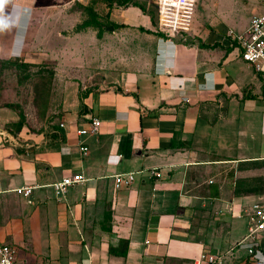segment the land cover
Wrapping results in <instances>:
<instances>
[{
  "label": "crops",
  "instance_id": "0c3cea01",
  "mask_svg": "<svg viewBox=\"0 0 264 264\" xmlns=\"http://www.w3.org/2000/svg\"><path fill=\"white\" fill-rule=\"evenodd\" d=\"M90 1L0 0V58L23 56L37 45L30 55H52V44L45 43L50 39L63 42L57 55L64 54L66 40L76 43L84 34L66 32L84 18ZM107 20L112 37L124 27L155 35L140 5L110 8ZM151 41L152 59L140 51L137 66L125 63L109 82L101 76L81 87L72 79L73 88L87 91H77L69 102L65 98L54 126L41 134L25 125L12 134L7 126L18 121L17 113L0 104V187L36 186L31 197L0 194L1 241L25 240L20 233L26 226L44 227L63 243L57 264H185L204 251L225 253V264H264V240L254 255L247 245L238 246L248 234V211L264 203V121L257 149L239 146L237 161L214 151L217 142V147L227 142L231 119L211 125L200 119L205 105L218 104L211 98L229 97L250 109L260 97L253 84V96L243 97L249 85L243 91L229 70L230 62L244 61L241 48L223 63L204 58L187 63L179 45ZM94 117L101 121L99 131L80 135ZM243 129L238 142L256 143V134L243 135ZM208 132L213 145L203 144ZM54 133L59 137L53 139ZM80 142L88 154H82ZM246 152L250 155L243 157ZM128 172L135 173L133 183L117 188L112 175ZM76 174L88 180L57 196L50 184ZM243 180L250 188L237 186Z\"/></svg>",
  "mask_w": 264,
  "mask_h": 264
},
{
  "label": "rangeland",
  "instance_id": "374dc122",
  "mask_svg": "<svg viewBox=\"0 0 264 264\" xmlns=\"http://www.w3.org/2000/svg\"><path fill=\"white\" fill-rule=\"evenodd\" d=\"M130 1V3L140 5L153 16L154 22H157V0ZM197 2L198 8L192 29L181 35L171 36V41H168L157 36V34H151L149 30L147 32L144 28L138 29L135 27H124L120 31V35L118 30L113 37L106 33L109 30L107 28L103 31L107 37L103 39L96 38L97 34H102L98 31V24L100 23H96L107 16L110 8L117 9L120 8V5L113 4L112 7L108 0L90 1L88 4H90L92 10L96 11V14H101L99 15L101 20L92 10V12L85 11L84 18L77 25L69 26L70 30L66 32L67 35L69 33L74 35L84 32L83 35L79 36V40L82 41L74 40L76 42L74 43L73 40H66L64 54L61 55L60 52L59 56L57 55L59 46L62 47L63 42L59 41V43L58 40L50 39L45 43L52 44L49 51L52 55H30L37 53V45L30 52L28 49V54L26 52L23 56L19 54L0 58V104L9 106L14 110H12L13 112L17 113L18 121L16 123L21 119L25 122L26 129L41 134L43 130L54 126L52 118L56 117L63 108L65 98L69 102L77 91L82 93L87 91V89L73 88L76 84L72 79L79 80L81 87H84L85 84L91 85L94 83V79H101V76L107 77V82H109L111 76L117 75V71L126 66L125 63L136 67L137 57H141L140 51H146L152 59L154 53L151 39H161L162 41L164 39L163 42L170 45H179L183 49L181 50L185 54L187 63L196 61V59L200 61L202 58H204V61L211 62V64L223 63L230 52L239 49V42L229 37V30L236 33L244 31L248 27L252 16L264 10V0H198ZM39 43L43 44L44 42L40 41ZM228 67L231 70L230 72L235 75L237 82L241 83L242 86L240 87L243 88V91L249 85L246 87L245 92H242L243 97L246 96V93L249 97L253 96V85L257 87V96L260 97L257 100L255 99V105L250 107L252 111L236 99L230 102L231 98L229 97H226L229 100L225 99L223 101L219 100V96L215 99L211 98L212 101H217L218 104L205 105L200 119H206V123L210 125L219 120L222 122L225 116L231 119L227 124L230 127V135L223 137L225 142L228 138L227 142L219 147H217L219 145V142H217L214 145L216 149L214 151L218 152L219 157H224L223 159L234 158L238 161L241 158L235 152H237L239 146L245 148L247 152L249 148L252 150L257 149L263 136L260 129L264 121V76L258 74L250 64L244 62L241 58L238 61L230 62ZM204 114H208L207 117ZM16 123L7 126V129L14 133L16 130L14 124ZM240 128H244L241 133L243 135L248 130L256 134L257 142L255 143L254 139L249 138L250 140L247 143L241 142L240 144L238 142ZM208 133L207 138H205L207 141H204L203 144L208 142L213 145V133ZM223 138L220 140L223 141ZM247 152L241 155L243 157L244 155H250ZM241 164V167L244 168L245 163ZM244 183V180L239 181L237 186L244 188V190L250 188ZM51 222L53 226L57 225L56 218H52ZM20 235L25 236V240L23 238L20 241H15L13 238H9L10 240L7 243H14L13 245L18 250V257L22 264L60 263L56 259L62 255L63 250L65 253V249L63 243L58 239L59 235L52 236L44 227L33 231L28 226ZM29 254L32 256V260L29 262L32 263L25 260V257L27 258Z\"/></svg>",
  "mask_w": 264,
  "mask_h": 264
},
{
  "label": "built area",
  "instance_id": "2783aa9c",
  "mask_svg": "<svg viewBox=\"0 0 264 264\" xmlns=\"http://www.w3.org/2000/svg\"><path fill=\"white\" fill-rule=\"evenodd\" d=\"M82 2L83 0H74ZM198 0H157L156 18L159 30L169 36L181 35L190 31L193 27L195 13L198 8ZM229 37L239 42L242 58L249 63L254 70L264 76V12L254 14L250 19L248 27L236 33L229 30ZM101 126L99 118L94 117L89 126L80 131V135L96 134ZM80 150L83 155L88 154L89 147L80 142ZM117 188L129 186L135 179L134 172L117 173L112 175ZM83 174L63 177L50 184L57 196H65L67 191L87 181ZM36 186L23 185L11 190L0 187V194L13 191L24 197H31ZM247 213V212H246ZM249 219L248 234L239 241L238 246L247 245L249 255H254L264 240V203H254L247 213ZM249 240H252L249 242ZM225 253L217 251H204L198 257L185 264H225ZM0 264H22L18 257L15 245L0 240Z\"/></svg>",
  "mask_w": 264,
  "mask_h": 264
},
{
  "label": "trees",
  "instance_id": "16d2710c",
  "mask_svg": "<svg viewBox=\"0 0 264 264\" xmlns=\"http://www.w3.org/2000/svg\"><path fill=\"white\" fill-rule=\"evenodd\" d=\"M92 1V0H91ZM108 2L109 3H111L110 5L111 6H113V4H118V5H120V6H122V5H125V6H130V5H132V4H134V5H136V6H139L137 3H130L131 1L130 0H122V1H119V0H108ZM87 10H89V11H91L92 9H91V7H90V4H88V6H87V8H86ZM93 12H94V14H96V11H94V10H92ZM91 11V12H92ZM143 11H145V9H143ZM146 12V11H145ZM147 13V12H146ZM149 14V13H148ZM96 15H98V14H96ZM100 15V14H99ZM99 15H98V18H99V20H101L100 19V17H99ZM150 16H151V19H152V21H153V23H154V25H155V28H156V30H154V32L153 33H155V34H157V36H159V37H163V38H170L171 36H169L168 34H166L165 32H163V31H161V30H159V28H158V26H157V22H154V18H153V16L151 15V14H149ZM98 23H100V24H98ZM96 24H98V26H99V30L98 29H95V30H98L99 31V33L100 32H102L103 33V31H105L110 25H112V23L111 22H109L108 20H107V16L106 17H104V19H102L100 22H97ZM95 24V25H96ZM239 47H240V45H239ZM261 75V74H260ZM3 105H1V107H2ZM6 106V105H5ZM5 106H3V107H5ZM7 107H9V106H7ZM55 117V116H54ZM53 117V118H54ZM20 118H21V116H20ZM19 118V119H20ZM52 118V120L54 121V119ZM24 125H25V122L23 121V120H21L20 119V121L18 122V123H16V127H18V131L19 130H21V129H23V127H24ZM12 134H13V132H12ZM52 136V138L53 139H56V138H58L59 136H58V134L57 133H54V134H52L51 135Z\"/></svg>",
  "mask_w": 264,
  "mask_h": 264
}]
</instances>
